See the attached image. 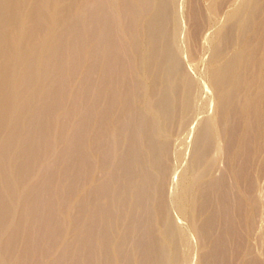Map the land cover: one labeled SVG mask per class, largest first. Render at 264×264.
<instances>
[{"label": "bare ground", "instance_id": "1", "mask_svg": "<svg viewBox=\"0 0 264 264\" xmlns=\"http://www.w3.org/2000/svg\"><path fill=\"white\" fill-rule=\"evenodd\" d=\"M74 1L0 0V134L6 133L0 136L2 156L34 137L30 133L20 138L22 127L44 131L42 117L55 109L56 102L40 100L52 98L65 74L74 69V33L81 18L71 13ZM177 1L93 0L84 16L88 22L97 21L93 33L105 43L99 88L107 93L97 120L90 110L94 96L89 97L85 117L73 127L74 142L66 148L68 156L77 155L82 132L89 128V153L95 158L87 157L86 162L99 172L88 190L93 216L87 228L99 243L101 264H125L129 254L124 245L132 232L137 233L132 240L137 248L134 264H186L187 239L168 213L164 136L172 123L182 129L197 118L189 175L182 173L175 183L177 211L191 219L203 241L216 215L226 218L231 208H246L247 230L258 250L246 249L243 258L246 264H262L258 257L264 254V0H239V11L227 16L221 15L224 0H206L210 18L218 23L204 46V79L216 98V113L206 118L196 116L201 92L182 66ZM59 28L71 38L67 52L60 34H54ZM190 54L198 60L192 48ZM106 115L112 124L109 136L100 122ZM9 167L0 164L6 179L0 187L3 220L12 209V201L4 202V196L14 200L17 196L18 182L10 177ZM244 177L243 207L236 194ZM213 196L222 204L217 214L210 210ZM226 221L223 230L235 233ZM222 237L214 240L209 257L223 248ZM207 261L204 255L200 259L201 264ZM94 262L87 257V264Z\"/></svg>", "mask_w": 264, "mask_h": 264}, {"label": "rangeland", "instance_id": "2", "mask_svg": "<svg viewBox=\"0 0 264 264\" xmlns=\"http://www.w3.org/2000/svg\"><path fill=\"white\" fill-rule=\"evenodd\" d=\"M91 1L93 0H75L71 11L81 16L76 20L77 34L74 33V69L65 74L63 83L56 88L58 90H55L52 98L40 100V103L44 104L51 100L56 102L55 109L42 117L48 127L46 126L42 132L34 130L32 126L22 127L19 132L20 138L24 139L30 133L34 134V137L25 146L14 147L9 155H0V164L10 166V177L18 182L14 184L16 199L14 200L9 195L4 196V202L11 203L12 201V209L5 220L1 218L3 211L0 207V264H87L89 256L94 258L95 264H101L99 243L91 236L87 228V223L93 216L88 190L94 182L96 173L99 172L86 162L87 157L95 158L94 154L89 153L87 133L89 128H85L82 132V139L77 148L79 153L71 156L66 153L69 142L72 143L75 139L73 127L78 120L85 117V111L90 103L89 97L94 96L90 110H92V117H96L95 120L99 118L97 112L103 108L107 100L106 91L99 88L104 64L102 50L105 43L93 33L98 30L97 21L92 19L88 22L84 17ZM237 2L239 3V0H224L221 15L227 16L229 12L239 11ZM177 12L179 31H182L180 36L183 34L180 51L182 66L195 82L197 90L201 92L199 97L203 99L202 101L198 98L196 101V116L198 114L202 117L204 115L203 118L211 117L216 113V98L207 79H204L203 71L207 62V52L204 46L209 44V37L218 23L210 18L206 0H178ZM88 24L91 33L88 31ZM61 30L63 29H57V33L54 32V34H60L63 51L67 52L71 38L68 32L61 34ZM190 48L193 49L198 60H193ZM121 52L122 50H118L116 54L119 55ZM61 63L66 66L67 59L63 58ZM44 84L46 87L50 86L47 79ZM86 84L89 90H85ZM74 94L77 99L73 100ZM108 115L100 121L105 125L106 136L110 135L112 127ZM195 119L193 118L182 129H178L172 123L164 136L167 143L165 160L168 163V171L164 179L168 213L187 239L189 256L186 264H201L200 259L203 255L208 260L205 264H246L243 252L246 249H252L256 253L258 250V244L249 237L244 219L247 213L246 208L240 211L231 208L226 218H222L219 214L216 215L212 228L203 241L196 235L191 219L181 216L177 211L175 183L182 173L187 172V176L189 175L188 170L192 159L191 148L199 124L198 119ZM0 136H6V133H1ZM5 182L6 179L0 172V187L5 186ZM240 182L241 189L236 194V198L238 197L237 199L244 207L246 197L243 191L247 187V180L244 177ZM220 206H222L221 202L213 196L210 210L217 214ZM149 210L152 212L151 207ZM226 220L235 233L223 230V223ZM219 236H223L224 246L220 251H215L214 258L209 257L207 252L213 248L214 240ZM135 238H137V233L132 232L129 241L124 245L129 254V257L123 260L125 264H134L137 260V248L132 243ZM236 238L239 242L237 245ZM91 239H94L92 243ZM218 252H220L219 255ZM258 259L264 264V254Z\"/></svg>", "mask_w": 264, "mask_h": 264}]
</instances>
